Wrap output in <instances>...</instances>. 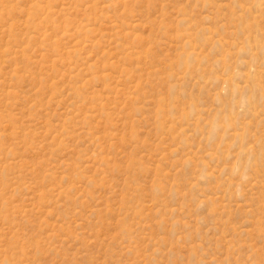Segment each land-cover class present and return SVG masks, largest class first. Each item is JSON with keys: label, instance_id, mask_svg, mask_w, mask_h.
Segmentation results:
<instances>
[{"label": "rangeland", "instance_id": "374dc122", "mask_svg": "<svg viewBox=\"0 0 264 264\" xmlns=\"http://www.w3.org/2000/svg\"><path fill=\"white\" fill-rule=\"evenodd\" d=\"M0 264H264V0H0Z\"/></svg>", "mask_w": 264, "mask_h": 264}]
</instances>
